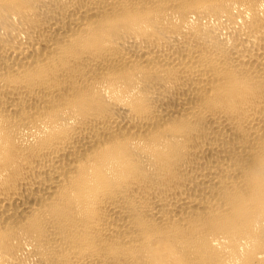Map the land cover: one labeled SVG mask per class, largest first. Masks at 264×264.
Wrapping results in <instances>:
<instances>
[{"label":"bare ground","instance_id":"bare-ground-1","mask_svg":"<svg viewBox=\"0 0 264 264\" xmlns=\"http://www.w3.org/2000/svg\"><path fill=\"white\" fill-rule=\"evenodd\" d=\"M0 264H264V0H0Z\"/></svg>","mask_w":264,"mask_h":264}]
</instances>
